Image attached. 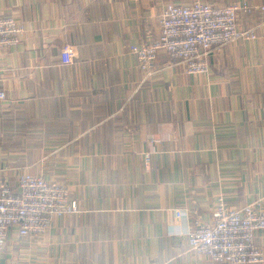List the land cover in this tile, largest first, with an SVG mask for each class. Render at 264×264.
<instances>
[{"label":"crops","instance_id":"0c3cea01","mask_svg":"<svg viewBox=\"0 0 264 264\" xmlns=\"http://www.w3.org/2000/svg\"><path fill=\"white\" fill-rule=\"evenodd\" d=\"M193 1L0 0L25 28L0 51V178L14 193L22 174L66 185L81 209L40 238L11 229L0 263L214 264L188 247L194 220L219 198L264 211V13L240 15L256 38L223 46L207 76L164 53L147 75L130 53ZM254 244L264 253V230Z\"/></svg>","mask_w":264,"mask_h":264},{"label":"built area","instance_id":"2783aa9c","mask_svg":"<svg viewBox=\"0 0 264 264\" xmlns=\"http://www.w3.org/2000/svg\"><path fill=\"white\" fill-rule=\"evenodd\" d=\"M257 11L264 13V6L232 3L214 7L203 0L188 5L170 4L161 14L159 38L129 50L140 71L147 75L157 56L164 53L183 64L187 75L207 76L209 59L223 46L256 38L253 30L239 28V20L240 15ZM24 33V26L15 18L0 16V51L16 47ZM73 57L71 48L65 46L60 53L61 64L70 65ZM4 99L5 94L0 91V100ZM149 156L145 154L147 163ZM257 206L237 210L228 207L222 198L217 199L211 221L196 219L186 232L190 251L214 264H264V253L254 244L255 232L264 230V211ZM80 211L66 185L22 174L18 178V192L14 193L0 178V255L11 229H16L19 237L40 238L54 218ZM175 216L178 221L184 218L179 212Z\"/></svg>","mask_w":264,"mask_h":264}]
</instances>
